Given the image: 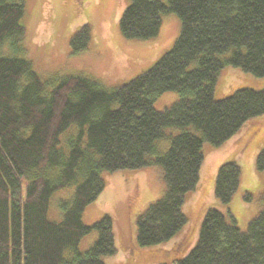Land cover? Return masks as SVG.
<instances>
[{"label": "trees", "instance_id": "16d2710c", "mask_svg": "<svg viewBox=\"0 0 264 264\" xmlns=\"http://www.w3.org/2000/svg\"><path fill=\"white\" fill-rule=\"evenodd\" d=\"M168 13L180 22L171 48L147 71L113 88L78 74L48 90L49 80L30 61L0 55V264H104L102 256L115 253L111 218L82 221L105 187L102 172L160 166L165 192L137 217L136 240L141 247L170 240L186 223L182 205L198 184L203 141L220 146L264 114V88L240 87L214 98L225 66L264 77V0H129L119 31L130 40L154 38ZM25 14L24 0H0V47L10 43L21 52ZM89 42L90 28L83 25L70 39L71 53ZM169 91L178 100L155 109L157 97ZM71 125L76 133L63 143ZM172 127L181 132L167 135ZM163 138L169 147L162 153L155 143ZM255 167L264 173V144ZM240 175L234 160L217 169L214 195L222 204L238 190ZM69 187L72 198L59 202L62 219H49L51 197ZM262 200L244 231L229 211L207 209L195 245L173 264H264V190ZM92 231L97 239L78 252ZM66 250L73 255L65 258Z\"/></svg>", "mask_w": 264, "mask_h": 264}, {"label": "rangeland", "instance_id": "374dc122", "mask_svg": "<svg viewBox=\"0 0 264 264\" xmlns=\"http://www.w3.org/2000/svg\"><path fill=\"white\" fill-rule=\"evenodd\" d=\"M165 2V0H160ZM26 14L23 18L24 37L20 40L21 52L10 43L0 47V55L18 56L31 62L33 69L49 80L48 90L68 75H85L96 79L105 88L126 84L147 71L172 46L180 31V22L174 13L163 14L156 37L148 40H130L119 31V19L129 0H24ZM83 25L90 28L88 47L72 54L70 39ZM224 56H220L224 58ZM264 88V77H256L233 66L221 69L214 90V98L220 100L235 89ZM174 91L164 92L154 101L157 110H163L178 100ZM188 129L201 137L192 127ZM181 128L166 130L176 135ZM76 133L71 125L60 140ZM264 144V114L247 120L238 132L220 146L202 143L203 160L199 180L194 191L185 195L182 212L186 223L170 240L157 245L141 247L136 240V220L165 192L162 168L152 165L140 169L102 172L105 187L84 210L82 221L92 225L108 215L112 221L115 253L102 256L104 264H173L185 256L195 245L201 221L207 209L229 211L237 227L244 231L249 221L262 208L264 173L255 167L256 156ZM156 148L165 152L169 139L157 140ZM234 160L240 167V184L228 204H222L214 195V180L219 166ZM74 187L58 190L50 199L48 217L60 221V201L73 196ZM247 197V199H245ZM97 239V232L84 236L77 251H87ZM73 255L66 250L65 258Z\"/></svg>", "mask_w": 264, "mask_h": 264}]
</instances>
